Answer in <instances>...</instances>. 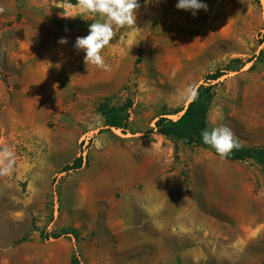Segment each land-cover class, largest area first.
Instances as JSON below:
<instances>
[{
    "label": "rangeland",
    "instance_id": "374dc122",
    "mask_svg": "<svg viewBox=\"0 0 264 264\" xmlns=\"http://www.w3.org/2000/svg\"><path fill=\"white\" fill-rule=\"evenodd\" d=\"M138 2L104 71L74 47L98 15L0 0V150L15 157L0 176V264H264V167L151 130L219 70L205 129L264 144V0H201L195 15ZM99 103L129 105L121 128Z\"/></svg>",
    "mask_w": 264,
    "mask_h": 264
},
{
    "label": "clouds",
    "instance_id": "9594fccd",
    "mask_svg": "<svg viewBox=\"0 0 264 264\" xmlns=\"http://www.w3.org/2000/svg\"><path fill=\"white\" fill-rule=\"evenodd\" d=\"M148 0H145L147 3ZM80 14L66 13L64 18H75L77 15L84 17V13L98 15L99 22L89 25V33L86 36L77 37L74 47L82 49L85 52L84 62L86 65L92 64L104 71L109 70V65L101 54L102 51L116 37L117 32L124 28L126 30L136 28L137 11L141 7L138 0H77ZM178 9L192 10L193 15L197 10H207V4L201 3V0H178L176 5ZM6 9L0 6V14ZM59 43H67L66 38H61ZM189 95L195 96L194 86H190ZM100 123L99 119L96 122ZM203 142L210 145L219 156L227 158L233 149L239 148L238 138L231 128L220 125L214 126L211 130L205 129L202 132ZM96 147H102L101 140L96 141ZM15 164V157L12 150L4 147L0 150V176L10 175Z\"/></svg>",
    "mask_w": 264,
    "mask_h": 264
},
{
    "label": "trees",
    "instance_id": "16d2710c",
    "mask_svg": "<svg viewBox=\"0 0 264 264\" xmlns=\"http://www.w3.org/2000/svg\"><path fill=\"white\" fill-rule=\"evenodd\" d=\"M71 5L77 4V0H66ZM141 55V46L137 48L135 61L139 62ZM222 72L215 70L204 76L202 83L194 88L195 96L185 104L184 107L179 108L176 112H181L175 119H169L163 116H158L153 123V132L171 139V140H185L187 143L193 145H205L213 154H219L210 145L203 142L202 132L206 127V112L209 102L213 96L214 86L218 82L211 83L216 80ZM128 104L122 106H109L105 103H99L97 106L100 114L103 115L105 125L109 127H119L123 125L126 114L124 110ZM220 157V156H219ZM245 158L253 159L258 165L264 167V144L259 147H243L235 148L228 155L227 160H242ZM78 163L66 166L64 171L77 167ZM69 264H78L75 258H71Z\"/></svg>",
    "mask_w": 264,
    "mask_h": 264
}]
</instances>
